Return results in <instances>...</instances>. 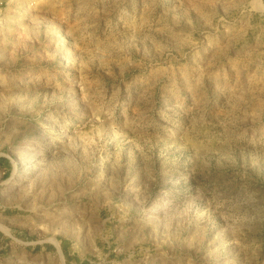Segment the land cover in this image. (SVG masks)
I'll list each match as a JSON object with an SVG mask.
<instances>
[{"label": "rangeland", "instance_id": "rangeland-1", "mask_svg": "<svg viewBox=\"0 0 264 264\" xmlns=\"http://www.w3.org/2000/svg\"><path fill=\"white\" fill-rule=\"evenodd\" d=\"M0 264H264V0H0Z\"/></svg>", "mask_w": 264, "mask_h": 264}]
</instances>
